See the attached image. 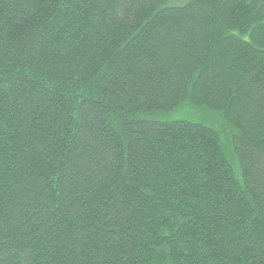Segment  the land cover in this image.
Wrapping results in <instances>:
<instances>
[{"label":"trees","instance_id":"trees-1","mask_svg":"<svg viewBox=\"0 0 264 264\" xmlns=\"http://www.w3.org/2000/svg\"><path fill=\"white\" fill-rule=\"evenodd\" d=\"M0 264H264V0H0Z\"/></svg>","mask_w":264,"mask_h":264},{"label":"rangeland","instance_id":"rangeland-1","mask_svg":"<svg viewBox=\"0 0 264 264\" xmlns=\"http://www.w3.org/2000/svg\"><path fill=\"white\" fill-rule=\"evenodd\" d=\"M170 119L175 120H186L193 123H200L210 127H213L220 131L219 124L220 119L217 114L207 112L206 110H195L188 106L181 107L176 114L173 115ZM221 139L225 138L224 134H221Z\"/></svg>","mask_w":264,"mask_h":264}]
</instances>
